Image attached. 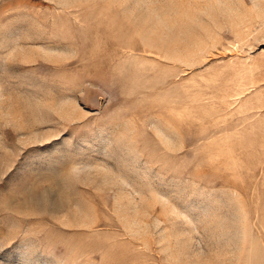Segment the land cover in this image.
<instances>
[{"label":"rangeland","instance_id":"obj_1","mask_svg":"<svg viewBox=\"0 0 264 264\" xmlns=\"http://www.w3.org/2000/svg\"><path fill=\"white\" fill-rule=\"evenodd\" d=\"M0 264H264V0H0Z\"/></svg>","mask_w":264,"mask_h":264},{"label":"bare ground","instance_id":"obj_2","mask_svg":"<svg viewBox=\"0 0 264 264\" xmlns=\"http://www.w3.org/2000/svg\"><path fill=\"white\" fill-rule=\"evenodd\" d=\"M180 4V3H179ZM183 9H185V8H183ZM184 11H186V10H184Z\"/></svg>","mask_w":264,"mask_h":264}]
</instances>
